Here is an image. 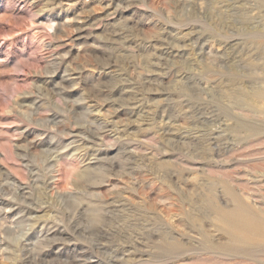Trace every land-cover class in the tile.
<instances>
[{"label": "rangeland", "instance_id": "374dc122", "mask_svg": "<svg viewBox=\"0 0 264 264\" xmlns=\"http://www.w3.org/2000/svg\"><path fill=\"white\" fill-rule=\"evenodd\" d=\"M0 264H264V0H0Z\"/></svg>", "mask_w": 264, "mask_h": 264}, {"label": "bare ground", "instance_id": "6f19581e", "mask_svg": "<svg viewBox=\"0 0 264 264\" xmlns=\"http://www.w3.org/2000/svg\"><path fill=\"white\" fill-rule=\"evenodd\" d=\"M260 90H261V89H260ZM260 90H257V91H258V93H259V91H260ZM257 91H256V92H257ZM241 99H243V98H241ZM245 100H246V98H245ZM247 100H249V99H247Z\"/></svg>", "mask_w": 264, "mask_h": 264}]
</instances>
